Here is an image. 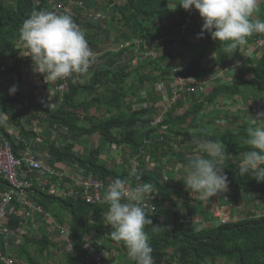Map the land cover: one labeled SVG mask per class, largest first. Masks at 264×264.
<instances>
[{
    "label": "trees",
    "instance_id": "1",
    "mask_svg": "<svg viewBox=\"0 0 264 264\" xmlns=\"http://www.w3.org/2000/svg\"><path fill=\"white\" fill-rule=\"evenodd\" d=\"M74 1L82 6L71 5L73 14H65L56 4L69 6L66 0H0V141L7 139L18 158L27 142L50 167L74 166L82 171L81 176L92 175L105 185L112 181L130 186L134 194L141 196L137 193L140 191L149 196L146 199L157 210L155 213L148 209L137 212L135 205L119 194L111 197L105 193L107 199L100 204H86L80 195L75 197L77 194L66 198L52 196L49 195L51 186L65 188L73 182L69 178L61 181L51 178L50 183L42 187L35 182L38 174L23 166L19 172L26 171L28 179L33 181L30 200L53 217L62 227L61 232L68 230L67 235L73 240L68 243L71 251L83 248L84 256L78 258L73 252H63L64 263L89 264L90 257L103 256V264L127 260L128 264H264V213H260L261 207L264 209V138H260V135L264 137V108H260L262 99L257 93L264 90V49L255 46L260 56L247 63L241 62L243 68L235 75L228 69L234 66L240 54L239 43L234 41L231 44L236 46L230 59L227 56L219 58L215 65L207 67L204 66L206 54H198L181 65L180 75L207 81L208 85L203 94L199 91L188 94L175 105L163 123L167 130H163L160 126H152L160 110L158 102L164 101L157 92V85L166 81L163 66L172 67L173 52L170 51L178 48H174L170 38L179 33L189 14L191 0H186L188 11L184 14L178 11L174 0H108L104 7H99L98 0ZM240 1L230 0V3L235 8ZM207 3L209 0H204L199 8L188 36L193 30L214 34L219 31L211 22L200 19ZM98 13L102 17L96 19ZM175 13L180 20L174 18L171 24L168 17ZM113 29L118 34L110 37L117 44L116 51L108 50L109 47L104 49L101 36L105 34L106 38ZM263 32L260 31L256 39L262 37ZM68 39L75 49L74 56L98 53L95 59L85 61L79 68L83 74L84 65H102L92 71L90 80L84 81L85 78L74 74L65 82L61 74L56 73L57 98L53 106L44 99L30 102L22 91L9 93L2 88L20 72L23 44L49 40L53 48H35L39 49L38 53L44 52V64L54 65L56 53L62 62L69 56V48L65 45ZM132 41H140V49ZM126 42L131 45L122 47ZM141 50L146 56L134 68L133 59ZM218 65L222 68L219 76L224 69L228 73L223 79L216 78L210 83L208 79ZM248 73L251 74L249 78ZM65 83L68 90L62 95L61 87ZM238 98L245 103L250 99L256 102L248 108L256 112L253 119L246 117L250 112L239 109L229 118L228 113L224 115L227 124L223 130H201L199 119L206 109L221 100ZM188 103L190 108L177 113L179 107ZM102 109L105 113L100 114ZM34 121L40 126L39 133L33 131ZM214 122L208 121L209 125ZM5 124L18 129V136L6 131ZM94 135L104 144L85 148L82 153L76 151L83 139ZM105 144L130 151L137 157L140 180L132 168L106 163L102 157ZM206 146L211 148L210 154L204 151ZM171 159L173 169L165 166ZM253 162L258 166L252 171L249 164ZM166 170L176 172L181 178L165 182ZM221 181L235 188L239 202L252 204L254 213L243 210L241 218L216 224L220 220L214 215L216 208L227 203L220 200L214 208H207L192 191L193 188L211 191V183L221 184ZM0 188L5 189L1 179ZM119 217L126 222L121 224ZM26 220L25 215H15L8 224L9 229L23 233V243L14 245L16 248L11 252L15 259L18 258L15 264L53 261L55 252L60 250V242L45 232L41 238L24 233ZM0 249L5 251L1 237Z\"/></svg>",
    "mask_w": 264,
    "mask_h": 264
},
{
    "label": "built area",
    "instance_id": "2",
    "mask_svg": "<svg viewBox=\"0 0 264 264\" xmlns=\"http://www.w3.org/2000/svg\"><path fill=\"white\" fill-rule=\"evenodd\" d=\"M69 6H65L63 3H57L56 7L58 10L62 11L65 14H73L71 5L82 6V3H76L74 0H66ZM204 4V0H191L189 8V14L185 16L184 22L180 26L179 33L170 38L174 43V48H178L181 45L182 40L188 36V30L191 28V25L195 21V18L199 12V8ZM101 13L96 14V19L101 18ZM67 32V30H65ZM139 48L140 41H132V44ZM70 39L66 40L65 45L69 48V56L64 59L62 66L46 65L40 62V65L46 70L55 75L56 73L61 74V80L67 81L68 78H71L74 74L79 76L82 75L79 68L82 63L88 60L95 59L98 55L96 52H90L88 54H81L74 56L75 49L71 47ZM131 45V42H126L125 46L128 47ZM258 49H264V35L257 38L254 41V49L245 48L249 53V57H252L255 54L256 47ZM257 55V54H255ZM251 60V59H250ZM5 70V67L2 68V71ZM182 72L181 67L174 68V80L171 85V96L168 99H165V102L162 103L161 109L158 111L157 115L154 116L152 121L153 127H161L163 130H167L164 120L170 110L177 105L180 101L185 99V96L188 94L199 93L203 94L207 88L208 82H202L191 76L180 75ZM225 72V71H224ZM221 75H223V73ZM68 90L67 83L61 87L62 95ZM157 91L160 94H167V88L165 83H160L157 85ZM162 91V92H161ZM168 95V94H167ZM37 121L33 122V131L39 133V127L37 128ZM36 151L33 150L31 143H25V150L21 153L20 157H16L13 153V148L7 139H2L0 141V179L5 182V189L0 188V237L3 239L5 245V251L0 249V264H15L16 259L12 256L11 252L13 246H20L23 243V233L15 232L12 229L8 228L9 221L15 215H25V219L32 218L37 216L47 217L43 208L38 204L30 200L29 194L30 190L33 187V181L28 179L27 172L20 173V169L25 166L28 170L34 171L38 174L37 180L40 183V186L45 187L50 183L49 179L58 178L60 181L64 178H69L73 184L71 186L65 185V188L51 186L49 190V195L58 196L61 198H66L69 196L81 197L82 201L86 204H100L107 197L104 196L105 193L109 194L111 197H114L115 194H119V197H123L127 200L129 204L135 205V210L148 209L151 213H155L157 208L150 203V201H145L144 199L138 198L134 194L130 186L124 184H117L110 181L108 185H105L103 181L98 180L92 175L88 177L81 176L82 171L78 167L73 169H62L59 171L57 168L48 166L45 162L40 159ZM137 158V157H136ZM132 172L139 175V160L135 159L132 161ZM65 170V171H64ZM71 170V171H68ZM139 175V180H140ZM79 191L78 193H76ZM17 206H19L17 208ZM133 206V205H132ZM218 218L220 221H226L224 215H219ZM30 221H28L29 223ZM63 230L62 235L65 234ZM67 233L65 234V236ZM68 237V235H67ZM70 237V235H69ZM14 240L12 241V239ZM69 243H72V238L68 239ZM69 246H71L69 244ZM99 257V258H98ZM92 256L90 257L91 264H103V256Z\"/></svg>",
    "mask_w": 264,
    "mask_h": 264
},
{
    "label": "crops",
    "instance_id": "3",
    "mask_svg": "<svg viewBox=\"0 0 264 264\" xmlns=\"http://www.w3.org/2000/svg\"><path fill=\"white\" fill-rule=\"evenodd\" d=\"M177 4V0H174ZM186 2V1H185ZM261 2V1H260ZM211 3V4H210ZM210 3H207L202 12H201V21H206L208 23H212V26L214 27H218V32L216 34L214 33H209V32H205V31H192L191 34L187 37H185L182 42L181 45L178 47V49L176 51L172 50L170 52H173L172 55L173 57L171 59V66L174 68H178L181 67V65H183L184 63H187L189 61L192 60L193 57H196V55L200 54H206V59L204 61V66L207 67H211L213 65L216 64V62H218L217 60L219 58H224V57H228L229 59L231 58V56L233 55V48H235V46L233 44H231L233 41L234 42H238L239 46L240 45H247L245 47H253V39H255L257 37V34H259L260 31H264V15H263V7L261 8V11L259 12V17L256 19L255 16L251 15L249 12L250 7H252L251 3L252 1L250 0V3L248 2V8L246 10H248V13H244L242 15H244L245 17L243 19H241L239 17V15L241 14H237L235 15H228L232 14L230 13V10L224 8L223 5H231L233 7V5L230 3V0H210ZM184 8H180L178 6V8H180L178 11H180L181 13H185L187 12V5L184 3L183 4ZM186 7V8H185ZM174 8V7H172ZM234 8V7H233ZM238 9V7H235ZM244 10V12L246 11ZM228 12V13H227ZM180 13V14H181ZM183 13V14H184ZM251 15V16H250ZM255 15V14H254ZM174 16V15H173ZM170 18L168 17V20L171 24H173L174 22V18H176L175 20H180V18H177V13H175L174 17ZM213 19V20H211ZM248 20V21H246ZM214 21V23H213ZM240 25V26H239ZM177 27V26H176ZM175 27V28H176ZM177 29V28H176ZM252 31V32H248V36L246 35V31ZM254 31V32H253ZM254 34V36H253ZM264 35V32H263ZM229 38L231 39L229 43L225 42L226 40L228 41ZM226 39V40H225ZM34 41H32L31 43H26L23 44L21 46L22 48V54H21V64H20V72L13 77L12 80L8 81L5 85H3V89L7 90L9 93L10 92H15V91H22L24 93V95L26 96V98L28 99V101L33 102L37 99H44L50 106H53V103L55 102L56 98H57V93L54 89L56 80H55V76L50 74L46 68L42 67L40 65V62L43 63L42 61V57L44 52H39V49L37 50L36 48L39 46L37 44L36 48L35 46L32 48L31 46H33ZM41 42H43V40H41ZM43 43H46L45 41ZM40 44V43H39ZM113 46V45H112ZM112 46L108 48V50H113L116 51L117 49H112ZM40 47V46H39ZM140 48V46H138ZM104 48V46H103ZM138 49V48H137ZM136 49V50H137ZM256 58L260 56V54H258L255 51ZM146 55H144V52L140 51V54H138L137 51V57H135L133 59V63L135 65H133L134 68H136L139 63H140V59H144ZM37 60V61H36ZM41 60V61H38ZM100 64V63H99ZM55 65V64H54ZM90 64L84 65L82 68L83 74L81 75L82 79L88 77V80H90L92 71L100 68L102 65H97L96 67ZM241 65V61L239 63V61L237 59H235V63H234V67L228 68L231 73L233 75L238 74V70L240 68H243ZM87 66L88 72L85 71V68ZM221 65L217 66V70L214 72V74L212 75L211 79H208V81H210V83L216 78H224L225 75L219 76L218 71L221 70L220 67ZM245 66V65H244ZM172 67H170L169 65L165 64L163 66V71L165 70V74H164V78H166V80L170 81V84L172 85V81L174 80V68L172 69ZM225 70V69H224ZM223 70V72H224ZM226 71V70H225ZM244 72V71H243ZM250 73L247 74V78L248 76L250 77ZM214 80V81H215ZM230 80V78H229ZM169 83L166 84V88L167 85H169V89L167 88V94L169 95L170 91H171V85ZM210 89V88H209ZM160 94V93H158ZM167 94H160L162 96V98L164 99L165 102V97L168 96ZM238 101H241V99L239 100H221L220 102H218L217 105H214L208 109H206L203 114L201 115L202 117H200L199 119V123L201 124V130H207V131H214V126L215 123H217V125L222 126L224 125L223 122H220L221 120L217 119V116H215V118H211L214 119L215 122L211 123L209 125L208 121H213V120H209L210 115H212L213 113H215L216 115L220 114V113H224V115L227 114L228 109H231V107L229 108L230 104L234 105L235 103L237 104ZM243 101V100H242ZM241 109V108H240ZM211 112V113H210ZM231 116V114H229ZM1 120V119H0ZM216 120H218L216 122ZM1 129V127H0ZM5 129L6 131H9L13 136H18V129H16L13 126H9L8 124H5ZM218 129V127L216 128ZM54 135H56L55 132H53ZM77 151V150H76ZM206 153L207 151L209 152L208 154H210L212 152L211 148L209 146L205 147L204 150ZM66 165H62V164H58L56 165L54 168H57L59 171H61L62 169H65ZM67 166L66 169H73L74 166L69 167ZM65 171V170H64ZM71 171V170H68ZM172 172V171H171ZM175 174H177L176 172H174ZM185 173L186 169H185ZM178 176H180L179 174H177ZM179 178H174L175 181H177ZM35 182L39 183V181L36 179ZM40 184V183H39ZM116 196V195H114ZM138 196V195H137ZM139 197V196H138ZM222 208V213L225 210V206L221 207ZM221 208L219 209L218 207L216 208V211L221 212ZM215 211V212H216ZM215 215V214H214ZM216 218H218V216H215ZM28 220H26L25 224H27ZM23 224V229H25ZM28 225V224H27ZM25 231V230H24Z\"/></svg>",
    "mask_w": 264,
    "mask_h": 264
},
{
    "label": "rangeland",
    "instance_id": "4",
    "mask_svg": "<svg viewBox=\"0 0 264 264\" xmlns=\"http://www.w3.org/2000/svg\"><path fill=\"white\" fill-rule=\"evenodd\" d=\"M121 1L123 2L125 0H118V2H121ZM185 1L186 0H177L178 6L180 8H184L183 7L184 6L183 3H185ZM251 1H252V3H251L252 7H250L249 12H250L251 15L255 16L256 19H257L260 16L259 15V12L261 11V8L264 6V0H251ZM209 3H210V0H209ZM97 4L99 5V7H101V6L104 7V6H106L108 4V0H98L97 1ZM223 6L226 9V11L228 9V10H230V13H232V14H229L227 12L228 15L241 14V15H239V17L241 19H243L246 16L244 13H248V10H246L248 8V2H246L244 0H242V1L239 2L238 9L237 8H233L231 5H223ZM244 10H246V11L244 12ZM263 10H264V7H263ZM186 11H188V7H187ZM242 14H244L245 16L242 15ZM235 15H234V18H235ZM263 15H264V12H263ZM169 18H170V16H169ZM246 21H248V20H246ZM248 32H252V31H248L247 30L246 31V35L247 36L249 34ZM108 33H109V35L106 37L107 39L105 38V34H102L101 35L102 36V43H103L104 49H107L108 47H110L112 45H113L112 46V49H116L115 46L117 44L114 43L111 40V38L115 37L116 35L118 36V34L116 32V29H113V30H111ZM253 36H254V34H253ZM230 40L231 39L229 38V40L228 41L226 40L225 42L229 43ZM255 40H256V38L253 39V41H252L253 42V45H254V41ZM44 41L46 43H43ZM43 42H41V40L38 41V42H33L34 45L31 46V47L33 48L36 45L35 43H38V45L40 47H42V48H46V47L53 48V44L49 40H43ZM123 46H125V45H122V47ZM245 46H246L245 44L244 45H240V54L237 56V59H238V61L247 63V62H249L250 59L251 60L252 59H255L256 58V55L253 54L252 57H249L248 56L249 53L245 50ZM246 48H249V49L252 48L251 50H253L252 45H251V47H246ZM147 50H148V53L151 52L150 49L147 48ZM138 54H140V51H138ZM55 55L57 57V60L53 61L52 63L55 64L54 66H62L63 65V62L60 61L59 60V56H57L59 54L56 53ZM133 65H135V64L133 63ZM87 66L85 68V71L86 72H88ZM109 68H112V67H109ZM226 73H228L227 70L223 74L225 75ZM248 78H249V76H248ZM221 79H223V78H221ZM87 80H88V77H86L84 79V81H87ZM164 83L165 84H168V83H170V81L169 80H166ZM253 91H255V90H253ZM157 92H160V91H157ZM257 93H259L261 95V99H262L261 100L262 105L260 104V108L261 107L264 108V90L261 91V92H257ZM169 94H170L169 96H171V93H169ZM159 96H161V95L159 94ZM251 101H252V99H250L247 103H245L241 99V101H238L237 104L236 103L234 105L230 104L229 108L231 107V109H228L227 113L228 114H234V113H236L241 108L242 110H246V111L250 112V114H248L246 116L247 118L253 119V117L256 114V112L255 111H252V109L248 110V108L249 107L251 108V105L253 106V104H256V102L255 101L251 102ZM162 103H164L163 100H160L158 102V105H157L158 109H161ZM187 108H190V104L189 103H188V105L185 104V107H183V108L182 107H179L177 113H180L181 111L187 110ZM103 113H105V109H102L100 111V114H103ZM215 116H217V119L218 120L220 119L221 120L220 122H223L224 125L219 126V125H217V123H215L214 129H216L218 127V129L220 128V129L223 130L226 127V124H227L226 119L227 118L224 117V113H220L219 115L218 114L216 115L215 113H213L212 115H210V117H209L210 119L209 120H213L214 121V119H211V118H213V117L215 118ZM226 116H228V118H229L230 115H226ZM218 120H216V122ZM38 127L40 129V126L39 125L37 126V128ZM231 127L234 128L235 126L234 125H231ZM39 132H40V130H39ZM253 135H255V134H253ZM260 138L263 139L264 137L262 135H260ZM102 144H104V142L102 141V139L98 135H94L90 139H86V138L83 139L81 141V144H79L77 146L76 150L79 153H82V152L85 151V148H86V150L87 149H92V148L99 147ZM105 145H106V147H105V150L102 153V157H103V159L106 161V163L109 166H121L122 165V166H124L127 169H131L132 168V166H133L132 161L135 160V159H137V158L134 157L130 153V151H122V149L120 147L110 146L109 144H105ZM207 153H209V152L207 151ZM249 165H250L249 167L251 168L252 171L255 170L257 168V166H258V164L256 162L250 163ZM165 166L167 168L173 169V167H174V161L172 159L171 160H168L165 163ZM157 168H159V167L157 166ZM180 176H178L174 172H171L170 170H166V174H165L164 180H165V182H167L166 180H168L170 178H172V179H174V178L175 179L176 178H181ZM210 189H211V191L208 190V189H204V190L201 191L199 189H196L195 190V188H193L194 191H192V194L194 195V197L196 199L203 200L205 202V206L207 208L210 207V209L211 208H214V206H216L220 202V200L225 201L227 203V205H225V210H224L225 212L222 213L223 210L221 208V212L216 211L215 212V216L224 215L226 217V221H229L231 218H241L242 217V211L243 210H246V211L249 210V211L253 212V207L254 206L252 204L250 205V204H246L245 203L246 204V207H245V204L244 203L239 202L237 200L238 199V196H237V193L235 191V188H233L227 181H221V184L220 183H216V182L215 183H211ZM137 193L139 195H141L138 198H140L142 200L144 199L145 201L148 200L146 198L149 197V196L142 195L140 193V191H138ZM115 195H117V194H115ZM174 200L172 202H174ZM263 210H264L263 207H261L260 213L263 214L264 213ZM132 212L134 213V210ZM167 216L169 218H171V214L170 213H167ZM113 218H114V216H113ZM119 218H120L119 219V222L121 224H124L126 222V221H124L125 218L124 219H122L121 217H119ZM27 220L30 221V222H29V225H26L25 224V232L24 233H27V234L29 233L30 236H32L34 238H41L43 236L44 232H45V233L49 234V236H51V238H52V236H54V238L56 239V241H59L60 242V250H58V251L55 252V255H54L55 258H54V260L53 261H49V260L48 261H44L43 264H65L64 263V260H63V257H62L63 256V252L64 253H71V252H73L74 253V257H76V258H78V257H80L82 255L84 256L83 248L81 249L82 251H79V250L78 251H71L72 247L69 246V244H68L69 243L68 242L69 236L68 237H67V235L65 236V234L68 233L67 232L68 230L66 229L65 230L66 231L65 234L62 235L60 233L62 227L57 224V222L53 219V217H50V216L41 217V216H37L36 215L35 217L28 218ZM219 223H225V222L224 221H220V220L216 222V224H219ZM59 228H60V232L58 231V233H57L56 230H58ZM15 248L16 247L13 246V249H15ZM89 251L90 250H88L87 252H89ZM114 256H116V254H114ZM16 260L18 261V258H16ZM89 264H91V263L89 262ZM113 264H114V262H113ZM115 264H128V260L125 261V262H117V263L115 262Z\"/></svg>",
    "mask_w": 264,
    "mask_h": 264
}]
</instances>
